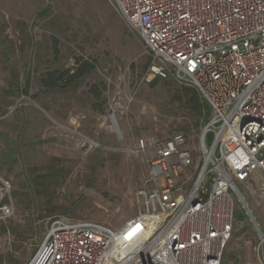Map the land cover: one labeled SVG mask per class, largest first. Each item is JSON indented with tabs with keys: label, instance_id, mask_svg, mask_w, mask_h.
Masks as SVG:
<instances>
[{
	"label": "rangeland",
	"instance_id": "rangeland-1",
	"mask_svg": "<svg viewBox=\"0 0 264 264\" xmlns=\"http://www.w3.org/2000/svg\"><path fill=\"white\" fill-rule=\"evenodd\" d=\"M149 57L109 0H0V174L12 183L14 206L0 231V264H27L55 217L115 228L137 214L135 194L154 156L140 140L185 134L187 119L173 99L184 83L148 79ZM80 59L98 62L97 72L68 89L42 85L44 74L74 72ZM200 133L185 134L191 146ZM259 182L238 187L264 231ZM234 197L221 264H256L259 232Z\"/></svg>",
	"mask_w": 264,
	"mask_h": 264
},
{
	"label": "built area",
	"instance_id": "built-area-1",
	"mask_svg": "<svg viewBox=\"0 0 264 264\" xmlns=\"http://www.w3.org/2000/svg\"><path fill=\"white\" fill-rule=\"evenodd\" d=\"M109 1L144 41L148 79L197 88L212 115L195 147L182 133L140 140L154 156L134 217L115 228L55 217L27 264H221L234 195L258 229L264 264V231L238 187L257 176L264 211V0ZM11 192L0 174V221L14 215Z\"/></svg>",
	"mask_w": 264,
	"mask_h": 264
},
{
	"label": "trees",
	"instance_id": "trees-1",
	"mask_svg": "<svg viewBox=\"0 0 264 264\" xmlns=\"http://www.w3.org/2000/svg\"><path fill=\"white\" fill-rule=\"evenodd\" d=\"M44 13H46V10ZM151 58L150 56L145 65V69L149 67ZM77 63L78 67L74 72H71L69 69H56L44 74L41 77L42 85L47 89L72 88L80 84L88 76L96 73L99 68L98 62L89 59H80ZM158 79L156 77L154 82H157ZM30 85L31 77L28 75L24 82V93L26 95L28 94ZM90 91L95 93L98 98L102 97L97 91L96 86L91 87ZM173 99L177 108L184 111L187 116L186 122L180 130H183L185 134H189L192 131H201L202 127L209 121L212 115L211 105L203 97L201 92L195 87L182 84L174 91ZM6 220L0 221V231H5L8 228L5 224Z\"/></svg>",
	"mask_w": 264,
	"mask_h": 264
},
{
	"label": "water",
	"instance_id": "water-1",
	"mask_svg": "<svg viewBox=\"0 0 264 264\" xmlns=\"http://www.w3.org/2000/svg\"><path fill=\"white\" fill-rule=\"evenodd\" d=\"M113 121H114V123H115V126L117 127V124H116V121H115V118L113 117Z\"/></svg>",
	"mask_w": 264,
	"mask_h": 264
}]
</instances>
